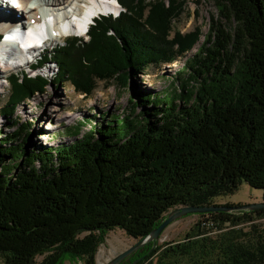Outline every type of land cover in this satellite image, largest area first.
Here are the masks:
<instances>
[{
	"label": "trees",
	"instance_id": "1",
	"mask_svg": "<svg viewBox=\"0 0 264 264\" xmlns=\"http://www.w3.org/2000/svg\"><path fill=\"white\" fill-rule=\"evenodd\" d=\"M117 1L121 13L97 18L87 40L71 37L43 54L40 65L57 64L53 78L13 73L2 115L49 85L70 82L90 96L98 81L114 78L127 87L147 67L187 56L181 86L162 95L136 90L151 105L143 114L133 118L134 107L83 134L82 122L66 125V141L52 146H15L21 135L26 143L32 128L13 120L20 132L0 138L5 264L68 258L97 264L99 246L115 228L143 239L173 208L213 205L215 196L234 193L244 181L264 190V0H215L218 14L191 55L198 37L170 38L165 26L176 0L167 8L155 4L146 17ZM263 213H208V220L233 228L209 236L201 221L182 240L140 246L124 264H264V229L235 227Z\"/></svg>",
	"mask_w": 264,
	"mask_h": 264
},
{
	"label": "rangeland",
	"instance_id": "2",
	"mask_svg": "<svg viewBox=\"0 0 264 264\" xmlns=\"http://www.w3.org/2000/svg\"><path fill=\"white\" fill-rule=\"evenodd\" d=\"M124 1L129 2L139 14L142 13L145 17L149 16L155 4L164 5L166 8L169 5V0ZM15 12L18 13V10ZM21 14H23L22 11ZM217 14L218 9L215 0H176L172 15L165 20L167 22L165 26L170 38L178 35H191L192 38L196 35L198 37L196 44L188 54L191 55L206 40L210 18L212 15ZM233 26L232 22L227 23L228 28ZM79 38L87 40L88 36ZM67 39L69 38L61 37L58 41L49 43L50 51L61 44L64 45ZM185 59L178 57L176 61H179V63L173 61L172 63H165L161 67L151 65L144 72L141 71L138 75L131 77L127 87L120 85L114 78L98 81L97 87L90 96L75 91L70 82H65L63 85H49L44 93H36L29 100L19 104L12 115H2V110L7 105L11 88L10 83L5 82V78L15 72L21 73L27 67H17L12 72H8L0 65V80H3L1 82V85H3L1 86L2 89L0 88V138H3L5 133L21 130L19 125H14L13 120L19 121V124L29 122L32 128L31 136L25 139L26 143H24V135L19 136L15 139V146L23 145L32 150L40 145L52 146L66 141L67 138L61 135L66 125L73 126L78 122H82L84 125L82 126L81 134H83L106 118L113 119L116 115L130 114L131 109L135 107L134 118L143 114L145 109L151 108L149 103L139 101L136 97L138 95L134 94V92L138 90L146 95H162L174 87L179 88L182 82L179 79L181 77L180 72ZM43 67V70H48L49 65ZM51 67L54 71L58 68L57 64H51ZM176 103L184 105L183 101L179 99ZM152 120L154 119L152 118ZM70 140L73 139L71 138ZM262 202H264V190L253 188L245 181L240 184L234 193L218 195L212 199L213 205L233 207L229 212L237 215L252 211L245 206ZM207 218H210L208 213H193L175 220L161 234L157 245H163L169 241L182 240L188 232L196 229L197 224L202 219ZM253 218L255 219L235 227L248 229L251 224H258L260 228L264 229V213L260 216L254 215ZM228 226V223L214 222L213 225L206 227L205 230L209 236H215L222 231L233 228V226ZM138 242L139 239L128 236L123 229L115 228L109 231L103 243L99 246L96 255L97 264H110L115 256ZM44 256L45 254L38 255L35 258V262L39 263ZM0 264H5L1 257ZM62 264H82V262L68 258Z\"/></svg>",
	"mask_w": 264,
	"mask_h": 264
},
{
	"label": "bare ground",
	"instance_id": "3",
	"mask_svg": "<svg viewBox=\"0 0 264 264\" xmlns=\"http://www.w3.org/2000/svg\"><path fill=\"white\" fill-rule=\"evenodd\" d=\"M20 9L22 10V15L16 13L13 5L8 1L7 3L0 4V25H2V30L7 31L12 27L13 23H21V25L16 26L18 31H23L26 29V22H23V18L27 20V23L37 24L40 21H44L49 15H56L53 19H49L50 28L42 24L40 30L41 39L48 38L50 44L57 41L59 38L64 37L66 33H72L73 30L86 32L88 29V19L92 14L97 13H111L119 9L120 3L117 0H19ZM74 21L78 25L74 28L69 29L65 22ZM32 24V25H33ZM53 24V27H51ZM23 29V30H22ZM19 33V32H18ZM20 40V34H17V38ZM39 40H34L37 42ZM11 48H17L16 44L11 42ZM14 55L8 60L10 64L3 62L0 63L7 71H9V66L16 65L17 67H22L26 65V61H30L35 50H28L26 52V57L24 54ZM179 63V61H176ZM52 72H55L51 68ZM1 72V71H0ZM4 72V71H2ZM1 76V74H0ZM0 80V88L2 89ZM6 82V81H5Z\"/></svg>",
	"mask_w": 264,
	"mask_h": 264
},
{
	"label": "water",
	"instance_id": "4",
	"mask_svg": "<svg viewBox=\"0 0 264 264\" xmlns=\"http://www.w3.org/2000/svg\"><path fill=\"white\" fill-rule=\"evenodd\" d=\"M249 210H258L261 208H264V202L262 203H254L250 204L248 206ZM233 207L231 206H219V205H203V206H189V205H182L178 206L171 211L167 213L166 218L162 221V223L154 228L150 234H148L143 239H139V242L132 246L131 248L123 251L122 253L115 256L110 264H120L122 263L126 258L131 256L136 250L139 249L140 246H143L147 243L153 242V247L157 246L161 234L164 232V230L175 220L184 217L189 214L197 213V214H205V213H215V212H229L232 210ZM134 262H137L134 261Z\"/></svg>",
	"mask_w": 264,
	"mask_h": 264
},
{
	"label": "built area",
	"instance_id": "5",
	"mask_svg": "<svg viewBox=\"0 0 264 264\" xmlns=\"http://www.w3.org/2000/svg\"><path fill=\"white\" fill-rule=\"evenodd\" d=\"M202 227L206 228L214 224L213 220L202 219ZM208 234V233H207Z\"/></svg>",
	"mask_w": 264,
	"mask_h": 264
},
{
	"label": "flooded vegetation",
	"instance_id": "6",
	"mask_svg": "<svg viewBox=\"0 0 264 264\" xmlns=\"http://www.w3.org/2000/svg\"><path fill=\"white\" fill-rule=\"evenodd\" d=\"M125 261H126V259L122 262V263H120V264H124L125 263Z\"/></svg>",
	"mask_w": 264,
	"mask_h": 264
}]
</instances>
